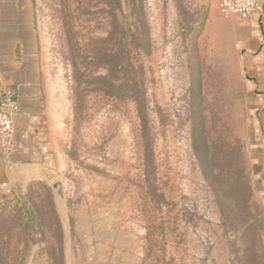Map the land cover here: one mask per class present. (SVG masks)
<instances>
[{
  "label": "rangeland",
  "instance_id": "374dc122",
  "mask_svg": "<svg viewBox=\"0 0 264 264\" xmlns=\"http://www.w3.org/2000/svg\"><path fill=\"white\" fill-rule=\"evenodd\" d=\"M132 2L150 38L131 56L152 165L135 104L110 86L124 75L108 62L120 49L109 0H32L52 158L0 196V264H141L146 232L162 225L172 264H264L244 93L205 32L220 0H119L120 22L134 23Z\"/></svg>",
  "mask_w": 264,
  "mask_h": 264
},
{
  "label": "crops",
  "instance_id": "0c3cea01",
  "mask_svg": "<svg viewBox=\"0 0 264 264\" xmlns=\"http://www.w3.org/2000/svg\"><path fill=\"white\" fill-rule=\"evenodd\" d=\"M205 32L225 49L220 57L230 61V74L244 93L246 151L255 167V196L264 206V0L245 16L210 9ZM7 94L18 111L8 159L0 160V196L39 178L52 158L32 0H0V100Z\"/></svg>",
  "mask_w": 264,
  "mask_h": 264
},
{
  "label": "trees",
  "instance_id": "16d2710c",
  "mask_svg": "<svg viewBox=\"0 0 264 264\" xmlns=\"http://www.w3.org/2000/svg\"><path fill=\"white\" fill-rule=\"evenodd\" d=\"M110 6V17L111 27L115 34H119L120 49L117 54L111 53L108 58V62L113 64L112 70L116 71V66L120 65L121 71L124 75L123 82L117 86L110 84L112 88L122 91L124 96L131 99L135 104L136 113L140 120V127L142 132V143H143V156L146 165L151 166L153 162V155L151 149V140L149 136L148 124H147V112L146 103L144 98V90L139 87L137 80V66L134 64L131 56L133 48L143 46L144 49H148L150 46V38L148 33V26L143 18V12L140 5H135L132 2L131 10L134 14V23H123L119 21L116 14L117 10L120 9L119 0H109ZM142 29V30H141ZM140 31V32H139ZM194 149L196 150L195 139L193 140ZM207 157L206 153L204 158ZM198 159L200 156L198 154ZM230 187H233L232 185ZM231 189V188H230ZM152 198H154L157 206L161 207L163 203V197L158 192V189H152ZM162 230L152 228L146 232L145 240L146 247L144 249V255L141 260V264H172L173 259L166 255V249L159 244L165 240V227L162 225ZM159 229V228H158ZM161 240V241H160ZM161 242V243H160Z\"/></svg>",
  "mask_w": 264,
  "mask_h": 264
},
{
  "label": "built area",
  "instance_id": "2783aa9c",
  "mask_svg": "<svg viewBox=\"0 0 264 264\" xmlns=\"http://www.w3.org/2000/svg\"><path fill=\"white\" fill-rule=\"evenodd\" d=\"M258 0H220L219 9L224 14L236 13L245 16ZM18 111L15 99L9 94L0 100V160L6 162L13 142V120Z\"/></svg>",
  "mask_w": 264,
  "mask_h": 264
},
{
  "label": "water",
  "instance_id": "95a60500",
  "mask_svg": "<svg viewBox=\"0 0 264 264\" xmlns=\"http://www.w3.org/2000/svg\"><path fill=\"white\" fill-rule=\"evenodd\" d=\"M53 191L57 195L59 199H62L63 197V188H62V183L60 181H54L51 185Z\"/></svg>",
  "mask_w": 264,
  "mask_h": 264
}]
</instances>
